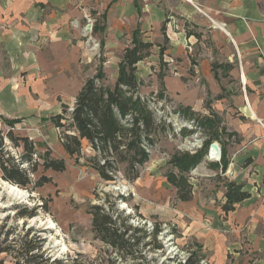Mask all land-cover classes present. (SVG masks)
<instances>
[{
    "label": "rangeland",
    "instance_id": "rangeland-1",
    "mask_svg": "<svg viewBox=\"0 0 264 264\" xmlns=\"http://www.w3.org/2000/svg\"><path fill=\"white\" fill-rule=\"evenodd\" d=\"M90 17L81 16L74 29L63 33L66 38L59 44L65 45L58 44L55 48L56 57L69 50L66 63L62 58L52 63L53 57L49 63H41L38 57L22 55L21 51L14 54L5 43H0V128L5 152L14 162H20L22 148L5 135L6 129L11 128L14 135L27 136L34 142L32 157L38 163L42 162L38 156L45 153L46 147L51 157H63L66 162L63 171H42L40 164L37 171H32L30 163L20 164L33 181L41 174L50 177V181L33 189L32 184L28 188L18 186L25 190L22 197L12 195L0 184L3 233L12 228L9 241L14 242L32 226L34 229L29 236L36 232L41 234L42 258L49 257L42 264L65 257L76 259L75 264H109L114 254L110 253L108 245L95 237L90 216L86 213L89 204L103 203L107 209L110 204L113 206L114 215L121 212L120 220L127 216V224L145 230L147 236L142 242L151 239L148 233L153 228H159L157 239L163 246L161 249L141 247L143 258H126L120 264H136L141 259L149 264H179L191 252L201 257L199 264H264V176L255 178L258 171H221V153L218 160L208 157L210 144L217 140H211L206 153L194 166L186 170L179 168L183 153L191 155L202 150L210 130L206 136V130L193 120L194 117L180 111L179 104L185 100L177 98L171 89L174 84L166 82L163 76H178L182 67L186 71L183 81L189 90L192 89L199 82L196 67L200 64L198 55H203L204 51L196 46L198 44L194 49L191 46L185 48V64L179 63L182 58L171 55L159 59L156 45L151 48L150 56L137 63V93L152 111L156 122L164 127L156 143L147 146L149 159L140 167L138 178L131 180L124 171H117L114 180H101L84 160V156L91 154L85 140L81 157H70L64 151L60 135L65 131L55 127L50 116L59 112L63 105L71 106L81 85L96 75L99 68L103 75L101 82L112 87L118 75V61L124 52H113V58L107 61L106 50L98 43V33L94 35L90 29L94 22L93 15L91 20ZM101 21L98 17L96 22L100 25ZM5 25L1 26V31L8 28ZM188 27L185 26V33L191 30ZM157 41L167 44L162 37L154 39ZM46 47L44 44L41 48ZM200 83L207 90L206 83L201 80ZM188 98L189 101L194 99L192 92ZM2 118L13 120V127ZM67 132L72 133V130L67 129ZM220 137L224 139L223 133ZM231 179L248 187L250 197L224 211L221 205L225 183ZM1 180L5 179L0 173ZM45 202L47 206L42 204ZM15 204L29 208L36 206L35 215L16 218ZM2 237L1 234L0 247L5 245ZM13 255L12 252H0V264H14Z\"/></svg>",
    "mask_w": 264,
    "mask_h": 264
},
{
    "label": "crops",
    "instance_id": "crops-1",
    "mask_svg": "<svg viewBox=\"0 0 264 264\" xmlns=\"http://www.w3.org/2000/svg\"><path fill=\"white\" fill-rule=\"evenodd\" d=\"M84 15H93L90 29L95 27L92 33H98L107 61L131 45L135 31L159 49L164 47L162 57H180L183 64L185 48H204L196 67L199 82L192 89L183 81L182 67L178 76L163 77L174 84L177 98L185 100L179 106L217 120V137L211 140H217L220 151L222 146L226 150L227 164L221 171H258L255 178L264 176V0H0V43L41 63L52 57V63L61 58L66 63L69 50L56 57L55 48ZM4 24L8 28L1 31ZM188 25L191 30L185 33ZM161 37L166 45L154 42ZM242 187L249 198V188Z\"/></svg>",
    "mask_w": 264,
    "mask_h": 264
},
{
    "label": "trees",
    "instance_id": "trees-1",
    "mask_svg": "<svg viewBox=\"0 0 264 264\" xmlns=\"http://www.w3.org/2000/svg\"><path fill=\"white\" fill-rule=\"evenodd\" d=\"M161 30L165 34L164 24ZM94 31H96L95 27L92 29L93 33ZM153 45V42L142 39L137 31L133 32L131 45L124 49L118 64V75L113 86H106L101 82L103 75L99 68L96 75L84 81L71 106L63 105L59 112L50 116L53 125L65 131L61 132L60 143L70 157L82 156V142L85 140L91 154L84 156V160L101 180H114L117 171H124V175L131 180L138 178L140 167L149 159L147 146H153L158 134L164 130V127L156 122L146 102L137 93V63L150 55ZM163 50L164 47H160V58ZM180 111L188 117H194L193 120L206 130V136L209 135L210 130L209 139L204 142L202 150H197L191 155L183 153L181 156L184 158L180 161L179 168L186 170L202 158L211 139L217 137L216 131H213L217 120L207 115L200 117V114L189 106H180ZM2 121L13 127V120L2 118ZM67 129H71L72 133L67 132ZM5 135L23 150L20 162H14L13 157L5 152L2 129L0 128V173L7 182L10 181L9 183L23 188H28L32 184L33 189L50 181V177L45 174H41L33 181L28 175L27 169L20 166L23 162L30 163L32 171H37L39 164L42 171L65 170V159L51 157V152L47 147L45 153L38 156L42 159V162L38 163L32 157L35 147L31 139L27 136L14 135L11 128L6 129ZM221 160L222 170H224L227 164L224 147H221ZM223 195L222 209L229 211L234 204L247 198L249 192L244 190L241 184L228 180L225 183ZM118 196L124 199L122 195ZM42 204L47 206L46 202ZM14 209L16 218H30L35 215L36 206L29 208L26 205L15 204ZM113 210L111 204L107 209L103 203H92L86 208V213L90 216L91 230L95 237L108 245L110 253L114 254V257L109 259V264H120V261L126 258L133 260L143 258L141 247H148L151 250L163 247L157 239L159 228H153L148 233L151 239L142 242L143 238L147 236L146 231L127 224L125 221L127 216L120 220L121 212L114 215ZM2 227H0V236L3 235L2 241L5 245L0 247V252H12L14 264H42L43 260L49 258H42L43 252L40 251L43 238L41 234L36 232V235L29 236L34 229L32 226L27 227L20 237L15 233L18 237L16 240L14 239V242L9 241L13 229H7L3 233ZM141 231L143 234H140ZM22 259L24 260L22 261ZM118 260L119 262H117ZM200 260V256H195L191 252L179 264H199ZM69 261L75 264L76 259L55 258L49 264H67ZM136 264L149 263L141 259Z\"/></svg>",
    "mask_w": 264,
    "mask_h": 264
},
{
    "label": "bare ground",
    "instance_id": "bare-ground-1",
    "mask_svg": "<svg viewBox=\"0 0 264 264\" xmlns=\"http://www.w3.org/2000/svg\"><path fill=\"white\" fill-rule=\"evenodd\" d=\"M215 153H217V151H215L214 149H211L208 157H213L215 155ZM0 184L3 185V187L5 188L6 191H8L9 193H11L12 195L18 196V197H22L25 195V190L21 189L20 187L13 185L7 181L1 180Z\"/></svg>",
    "mask_w": 264,
    "mask_h": 264
},
{
    "label": "built area",
    "instance_id": "built-area-1",
    "mask_svg": "<svg viewBox=\"0 0 264 264\" xmlns=\"http://www.w3.org/2000/svg\"><path fill=\"white\" fill-rule=\"evenodd\" d=\"M212 143H215V142H212ZM211 149H214L211 145L209 146V150H208V154H209V152H210V150ZM215 151H217V153H215V155L213 156V157H210V158H214V159H219V157H220V153H221V151H220V147H218V150H216V149H214Z\"/></svg>",
    "mask_w": 264,
    "mask_h": 264
},
{
    "label": "water",
    "instance_id": "water-1",
    "mask_svg": "<svg viewBox=\"0 0 264 264\" xmlns=\"http://www.w3.org/2000/svg\"><path fill=\"white\" fill-rule=\"evenodd\" d=\"M214 149L218 150V144L217 143H211L210 144Z\"/></svg>",
    "mask_w": 264,
    "mask_h": 264
}]
</instances>
